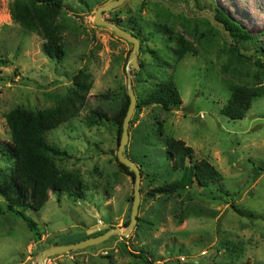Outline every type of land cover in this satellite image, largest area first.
Segmentation results:
<instances>
[{
  "label": "rangeland",
  "instance_id": "rangeland-1",
  "mask_svg": "<svg viewBox=\"0 0 264 264\" xmlns=\"http://www.w3.org/2000/svg\"><path fill=\"white\" fill-rule=\"evenodd\" d=\"M11 1L0 0V142L9 141L4 115L11 109L51 106L54 96L71 86L79 69L92 82L78 115L46 132L47 141L69 155L56 158L57 166L80 173L85 199L50 194L39 211H25L36 225L38 239L20 216L6 211L0 197V264H36L44 249L75 244L109 227L122 229L129 218L133 180L118 166L115 128L107 121L87 127L85 116L95 109L112 116L116 104L101 96L126 87L132 44L93 22L95 10L113 0H64L59 20L68 26L62 34L66 56L60 62L50 60L43 55L37 35L11 22ZM215 7L252 34L264 30V0H200L199 6L191 0H127L102 15L110 22L119 21L129 32L130 23L141 28L155 52L139 51L138 68L131 73L132 89L147 85L143 82L147 75L153 81L173 70L182 102L180 109L170 113L155 106L144 108L128 127L124 152L134 155L140 151L137 138L150 132L155 118L163 122V138L150 141L152 166L141 175L137 217L143 222H137L124 240L113 236L91 247L50 256L45 264H142L135 258L141 250L151 264H264V96L254 99L242 120L231 121L220 113L230 94L227 82L258 85L264 80L254 78L251 61L240 64L231 58L225 48L228 38L212 19ZM159 25L193 42L197 54L188 53L174 65L173 45ZM185 27L191 33L196 28L197 43L196 35H189ZM203 33L205 39L200 38ZM246 54L254 58L252 50ZM139 62L145 68L134 79ZM165 136L182 140L197 160H208L223 180L207 188L194 184L180 198L148 197L152 188L162 184L165 173L168 182L178 177L165 160ZM7 166L0 159V169ZM154 177L159 181H152Z\"/></svg>",
  "mask_w": 264,
  "mask_h": 264
},
{
  "label": "trees",
  "instance_id": "trees-1",
  "mask_svg": "<svg viewBox=\"0 0 264 264\" xmlns=\"http://www.w3.org/2000/svg\"><path fill=\"white\" fill-rule=\"evenodd\" d=\"M63 1L12 0L8 3L11 22L25 32L37 35L43 42L41 47L43 55L58 62L64 60L66 56L62 34L68 26L59 20L64 13ZM191 1L197 6L200 4V0ZM145 5L146 3L143 1L142 6ZM212 19L228 38L225 48L231 58L240 64L251 61L256 68L254 78L261 77L260 80H264V46L262 45L264 30L257 34L250 33L219 7L214 8ZM112 22L138 39L141 54L155 55V52L148 47L147 42L150 40L143 35L141 28H135L136 25L130 23L128 26L132 31L129 32L122 27L123 24L119 21ZM204 24L208 26L207 21ZM159 27L167 35L166 41L173 45L171 54L174 65L178 64L188 53L197 54L194 43L189 42L182 34L172 35V31L166 26L159 25ZM185 29L188 31L186 27ZM193 32L188 31V34L196 35V28H193ZM157 33L162 32L157 30ZM205 33L200 34V38L206 37ZM196 36H194L195 43L198 42V36ZM251 50L254 58L246 54ZM144 68L145 63L139 62V70L134 73L133 78L136 79V76H140ZM149 78L150 76L147 75V78L143 79L147 85H142L139 91L133 88L136 111L130 120L129 129L134 125L137 115L144 108L155 106L165 113L180 109L182 100L173 80V70L161 79L154 77L155 79L150 81ZM226 87L230 94L220 113L231 121L242 120L250 110L254 99L264 96L263 83L253 85L237 80L227 82ZM91 88L90 75L85 70L79 69L72 76L71 86L64 94L55 95L54 103L51 106L37 110L15 107L4 115L9 141L7 143L0 142V159L7 162L9 166L0 169V197L4 201L6 211L20 216L25 221L27 228L35 232L38 239L40 234L37 232L36 225L24 215L25 211H39L48 201L50 194H55L58 197L65 194L75 201L77 199L84 200L86 197V187L80 173L63 170L57 166L56 158H69V155L65 150L50 144L46 139V132L75 118L85 104ZM101 97L116 104L112 116L109 117L102 109L90 110L85 116V124L87 127H93L101 125L104 121L112 123L118 142L129 104L126 87H120L117 94L108 93ZM152 127L150 132L146 131L145 134L137 138L140 143L138 144L140 149L138 153L132 155L124 152L125 157L138 167L140 175L152 166L149 160L150 141L155 138L161 139L164 135L162 121L155 118ZM135 132L137 134L139 129H136ZM163 144L165 160L170 162L171 172L178 173V177L168 182V173H165L166 175L160 179L162 184L152 188L147 193L148 197L180 198L194 184L201 188H207L210 183L223 180L221 173L208 160H197L192 148L182 140L165 136ZM118 166L133 180L134 174L127 167L121 164ZM152 181L158 182L159 178L154 177ZM226 197H229V194H226ZM128 222L129 218L124 222V225H127ZM137 222L143 221L137 217ZM109 228H106L105 231ZM135 258L142 264L152 263L143 250L136 254Z\"/></svg>",
  "mask_w": 264,
  "mask_h": 264
},
{
  "label": "water",
  "instance_id": "water-1",
  "mask_svg": "<svg viewBox=\"0 0 264 264\" xmlns=\"http://www.w3.org/2000/svg\"><path fill=\"white\" fill-rule=\"evenodd\" d=\"M127 0H113L107 4L98 7L93 15V22L96 26L108 28L117 38L122 39L130 44H132V50L128 56L127 64L125 67L127 82H126V93L129 99L128 108L123 119L121 135L118 141V149L116 152L117 162L125 167H127L133 174V196L129 214V222L122 229L121 228H109L103 234H100L95 237H90L75 244L69 245H56L47 249H44L36 258V264H45L46 260L50 256L69 253L74 250L83 249L91 247L100 243L105 242L113 236L127 237L129 233L133 230L137 223V212L139 209L140 203V182L141 175L138 167L133 164L128 158L124 155V150L128 142V127L133 112L136 108V98L131 85V73L134 69L138 68V54L140 51V43L138 39L129 34L128 32L119 28L113 22H110L102 18V15L105 12H108L112 9H115Z\"/></svg>",
  "mask_w": 264,
  "mask_h": 264
}]
</instances>
